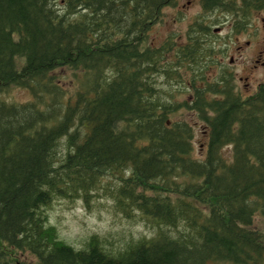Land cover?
<instances>
[{"label": "trees", "instance_id": "trees-1", "mask_svg": "<svg viewBox=\"0 0 264 264\" xmlns=\"http://www.w3.org/2000/svg\"><path fill=\"white\" fill-rule=\"evenodd\" d=\"M175 1L0 0V264H264V81L243 96L225 69L207 75L218 25L244 29L264 0H199L185 41L154 43ZM58 66L82 71L78 89ZM181 106L207 127L202 156ZM98 196L151 234L75 246L48 224L54 198Z\"/></svg>", "mask_w": 264, "mask_h": 264}, {"label": "rangeland", "instance_id": "rangeland-1", "mask_svg": "<svg viewBox=\"0 0 264 264\" xmlns=\"http://www.w3.org/2000/svg\"><path fill=\"white\" fill-rule=\"evenodd\" d=\"M200 11L199 0H176L174 4L162 9L161 19L150 30L154 43H161L168 35L176 42L186 39L185 28L194 20ZM216 30L217 44L222 51H215L207 65L209 78L225 69L232 75L234 87L243 96L252 94L257 85L264 81V10L253 11L249 23L244 29L234 30L230 23H221ZM82 71L67 66H58L54 70L57 82L67 94L79 88ZM3 96L15 101L24 102L31 98L30 91L22 86L11 85ZM188 94L178 95L181 99ZM66 99V96L63 98ZM173 118H184L193 125V155L202 156L205 152L207 127L194 109L181 106L171 114ZM223 151L230 155L231 145L223 146ZM47 222L63 240L81 246L91 234L99 238L104 236V244L110 248H121L125 241L137 238L141 234H151L152 229L141 217H126L112 206L107 196L95 197L91 205L84 204L82 198H54L45 208ZM253 226L262 231L264 237V217L256 212ZM25 259L26 254H18ZM27 258H31L27 256ZM210 264H226L213 261Z\"/></svg>", "mask_w": 264, "mask_h": 264}, {"label": "water", "instance_id": "water-1", "mask_svg": "<svg viewBox=\"0 0 264 264\" xmlns=\"http://www.w3.org/2000/svg\"><path fill=\"white\" fill-rule=\"evenodd\" d=\"M217 29V28H216Z\"/></svg>", "mask_w": 264, "mask_h": 264}]
</instances>
